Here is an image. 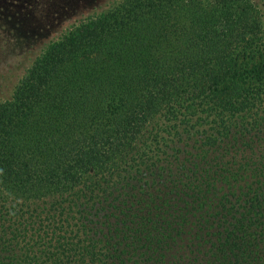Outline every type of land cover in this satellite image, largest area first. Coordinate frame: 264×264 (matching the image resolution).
Returning <instances> with one entry per match:
<instances>
[{
  "label": "trees",
  "instance_id": "1",
  "mask_svg": "<svg viewBox=\"0 0 264 264\" xmlns=\"http://www.w3.org/2000/svg\"><path fill=\"white\" fill-rule=\"evenodd\" d=\"M23 1L22 45L71 0ZM0 264H264L253 0H120L41 49L0 104Z\"/></svg>",
  "mask_w": 264,
  "mask_h": 264
},
{
  "label": "rangeland",
  "instance_id": "2",
  "mask_svg": "<svg viewBox=\"0 0 264 264\" xmlns=\"http://www.w3.org/2000/svg\"><path fill=\"white\" fill-rule=\"evenodd\" d=\"M24 9V1L17 0ZM120 0H71L69 9L64 11L59 18H51L45 21L49 25L43 37L38 42L25 41L22 43L11 31H5L0 26V104L10 99L20 81L40 55L41 49L61 37L65 31L75 22L89 15L100 14L108 10ZM258 7L264 21V0H253ZM51 6L46 0L40 3L35 17L44 14L41 20L49 16ZM22 12L21 10L19 11Z\"/></svg>",
  "mask_w": 264,
  "mask_h": 264
}]
</instances>
